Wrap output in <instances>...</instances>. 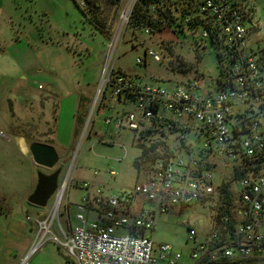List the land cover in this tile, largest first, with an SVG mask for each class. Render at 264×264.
Masks as SVG:
<instances>
[{"label": "built area", "instance_id": "2783aa9c", "mask_svg": "<svg viewBox=\"0 0 264 264\" xmlns=\"http://www.w3.org/2000/svg\"><path fill=\"white\" fill-rule=\"evenodd\" d=\"M136 1L130 0L129 10L120 14L119 29L129 28ZM191 2L199 10L201 21L191 29L195 16H185L183 25L189 28L184 31L185 37L200 42L219 39L223 65L216 64L221 70L215 83L205 85L200 75L189 79L181 70L180 82L161 86L128 71L110 68L107 72L106 67L100 100L96 105L99 88L94 102L95 112L106 107L109 93L112 104L107 109L121 111L106 118L105 124L115 130L133 131L138 139L150 133L137 145L158 135L162 139L146 149L162 143L158 145L160 151L154 158L148 152L149 158L138 169L141 178L130 190L104 195V186L84 182L86 195L75 205V226L70 223L67 198L65 220L60 222L68 188L62 171L50 213L41 220L24 216L27 223L36 226V247L52 242L73 264H182L181 251H172L167 244L156 247L147 234L154 231L156 215L181 213L213 197L219 203V197L224 196L223 185L227 184L228 203L208 239L201 241L193 229L189 230L190 257L195 264H264V63L261 48L251 45L258 31L254 26L245 27L246 14L230 0ZM158 7L157 3L148 6L150 18L159 17ZM138 31L151 34L148 27H139ZM149 61L161 63V56L146 48L136 64L146 66ZM87 124L84 139L89 136L85 133ZM191 133L201 141L195 155L187 144ZM172 135H178L177 149L184 151L187 159L168 147ZM217 165L231 170L233 180L219 177L215 183ZM93 174L97 176L99 171ZM108 175L114 178L118 172L109 169ZM234 183L237 186L232 190ZM89 212L94 214L93 219H88Z\"/></svg>", "mask_w": 264, "mask_h": 264}, {"label": "rangeland", "instance_id": "374dc122", "mask_svg": "<svg viewBox=\"0 0 264 264\" xmlns=\"http://www.w3.org/2000/svg\"><path fill=\"white\" fill-rule=\"evenodd\" d=\"M238 1L246 12L245 27L254 26L258 31L251 38V45L263 49L264 0ZM130 4V0H0V206L11 207L13 216L21 215L19 203L34 190L36 172L51 173L32 164L27 150L30 143H49L60 150L58 166L68 179L60 222L65 220L67 198L72 226L76 224L75 205L86 195L84 182L90 181L96 187L104 185V195L130 190L141 178L138 169L143 161L157 156L158 146L148 158L141 159L144 148L162 139L158 135L142 141L140 148L137 133L105 124L106 118L121 111L107 109L112 104L109 93L106 107L95 112L106 67L107 72L110 68L128 71L161 86L180 82L181 70L189 79L200 75L205 85L215 83L221 53L218 47L177 36L169 28L147 36L128 27L119 29L120 14L128 11ZM146 48L159 53L161 63L137 65V58ZM86 124L85 133L89 136L84 139ZM177 137H169L168 147L185 160L186 153L177 149ZM17 143L23 145L24 153ZM200 143L193 133L187 137L193 155ZM109 169H115L118 176L108 177ZM96 171L98 176L93 174ZM214 175L215 183L219 177L233 180L231 170L220 165ZM236 186L234 183L232 190ZM53 204L54 197L46 209L50 210ZM22 207L37 220L42 219L37 215L45 212L27 202ZM218 211L217 198L213 197L206 204L194 205L181 213L157 214L154 231L147 234L156 247L167 244L172 251H181L182 264H195L190 257L189 230L193 229L199 240H207ZM20 219L6 235L2 232L5 227L0 225V246L6 245L0 264H73L52 242L36 247V227L30 234L29 223ZM28 238L33 241L30 254L22 256ZM7 243L16 244L11 254L6 252Z\"/></svg>", "mask_w": 264, "mask_h": 264}, {"label": "trees", "instance_id": "16d2710c", "mask_svg": "<svg viewBox=\"0 0 264 264\" xmlns=\"http://www.w3.org/2000/svg\"><path fill=\"white\" fill-rule=\"evenodd\" d=\"M192 0H137L136 3L134 4L132 8V13L129 21V28L133 30V32H141L138 31L139 27H148L151 33L154 32H160L164 28H169L171 31H173L177 36H185L184 31H186L189 28H195L198 24L199 15H198V9L194 5H192ZM231 4L235 6L241 7L243 10V6L240 1L238 0H230ZM152 3H157L159 5L158 10H159V17L156 19H152L148 15V6ZM192 5V6H191ZM243 12L246 14V12L243 10ZM192 15L195 16L194 22L190 25V27H186L183 25V18L185 16ZM257 30V29H256ZM219 39H208L207 42H210L211 44L215 45L216 47L219 48L217 45ZM261 60L264 63V48L261 49ZM217 63H221L223 65V60L221 59V53H219V60ZM219 71L221 70L220 67L218 68ZM79 109L81 107V100H79ZM78 121L81 122V116L80 114L78 115ZM150 133H144L140 136L138 141L140 139H144L145 136L149 135ZM158 145L160 144H153L149 149L144 148L142 151V156L141 158H145L148 155V152L154 151ZM138 146L142 148V144L139 143ZM148 158V157H147ZM227 184L223 185L222 192L224 193L223 198H221V201L218 203L219 204V211L215 217V222L217 225L220 224V217L224 213V204L228 203V196L229 193L227 191ZM6 213V210L4 207L0 206V214ZM224 264H247V262H237V263H231V262H226Z\"/></svg>", "mask_w": 264, "mask_h": 264}, {"label": "water", "instance_id": "95a60500", "mask_svg": "<svg viewBox=\"0 0 264 264\" xmlns=\"http://www.w3.org/2000/svg\"><path fill=\"white\" fill-rule=\"evenodd\" d=\"M32 164L39 169L51 170L50 174L36 172V185L26 201L32 206L46 209L47 204L58 188L61 167L58 166L60 157L52 146L41 143H30L27 146ZM222 264V263H209Z\"/></svg>", "mask_w": 264, "mask_h": 264}, {"label": "crops", "instance_id": "0c3cea01", "mask_svg": "<svg viewBox=\"0 0 264 264\" xmlns=\"http://www.w3.org/2000/svg\"><path fill=\"white\" fill-rule=\"evenodd\" d=\"M21 140V139H20ZM23 141V140H22ZM43 143V142H42ZM43 144H47V145H49V143H43ZM52 147H54V149H55V151L57 152V154H59L60 153V150L58 149V147H56L55 145H53V144H50ZM22 153V152H21ZM24 153V152H23ZM98 176V175H97ZM107 176L109 177V175H108V173H107ZM99 185H102V184H99ZM102 186H104V185H102ZM33 190V189H32ZM31 190V191H32ZM30 191V192H31ZM30 192L29 193H27L25 196H24V200H22V201H20V203H19V205H20V210H21V215L20 216H17V215H15V216H13L12 215V213H10V209H11V207H5V210H6V213H4L2 216L3 217H1V219H0V225L1 226H4L5 228H2V232H3V234L4 235H6L7 233H10L11 231H12V228L15 226V223H17V222H20V218H22L23 220H24V215L26 214V215H29L28 214V210H23V207H22V205L24 204V202H27L26 201V197H28L29 196V194H30ZM50 211H51V209L50 210H47V209H45V212H42V213H39L37 216L38 217H45V216H47L49 213H50ZM88 219H93L94 218V214L92 213V212H89L88 213ZM15 219V220H14ZM24 222H25V220H24ZM29 225L31 226H29V228H30V234L32 233V228H34V226L35 225H33V223H29ZM33 225V226H32ZM72 225V224H71ZM75 225H77V222H76V224ZM36 227V226H35ZM34 231V230H33ZM35 234H36V231H35ZM28 241L29 242H27L26 243V241H25V243H24V245H23V251H22V256L24 255H28V254H30V247H31V245H32V239L31 240H29V238H28ZM15 243H13V244H10V243H7V251L6 252H8L9 254H11V252L13 251L11 248L14 246V248H15ZM6 246V245H5ZM4 245H2V246H0V257H2V254H4V247H5ZM21 259H23V257L21 258Z\"/></svg>", "mask_w": 264, "mask_h": 264}, {"label": "bare ground", "instance_id": "6f19581e", "mask_svg": "<svg viewBox=\"0 0 264 264\" xmlns=\"http://www.w3.org/2000/svg\"><path fill=\"white\" fill-rule=\"evenodd\" d=\"M18 145H19V148L21 149V151L24 152L25 151V148L23 147V145L21 143H19Z\"/></svg>", "mask_w": 264, "mask_h": 264}]
</instances>
